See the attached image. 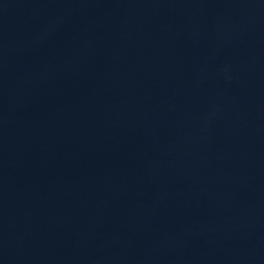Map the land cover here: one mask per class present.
Wrapping results in <instances>:
<instances>
[{"label":"water","instance_id":"obj_1","mask_svg":"<svg viewBox=\"0 0 264 264\" xmlns=\"http://www.w3.org/2000/svg\"><path fill=\"white\" fill-rule=\"evenodd\" d=\"M0 264H264V0H0Z\"/></svg>","mask_w":264,"mask_h":264}]
</instances>
